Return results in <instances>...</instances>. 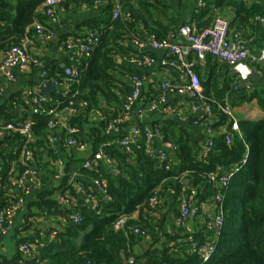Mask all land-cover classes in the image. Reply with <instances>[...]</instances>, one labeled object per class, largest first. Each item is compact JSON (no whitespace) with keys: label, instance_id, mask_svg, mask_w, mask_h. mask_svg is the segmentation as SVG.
<instances>
[{"label":"trees","instance_id":"1","mask_svg":"<svg viewBox=\"0 0 264 264\" xmlns=\"http://www.w3.org/2000/svg\"><path fill=\"white\" fill-rule=\"evenodd\" d=\"M204 1L205 8L183 25L193 24L197 28L210 25L217 14L212 5L219 8L227 5L235 7L236 17L230 22V28L246 27L256 16H264V0H256L252 4L238 0ZM119 7L116 18L113 3L109 5L107 15L86 24L92 34L79 41L88 42L95 37L98 41L90 44L89 56L76 62L81 72L80 78L69 80L64 75V68L48 67L47 79H57L65 83L66 87L57 88L49 101L40 106L24 104L22 120L34 121V139L27 143L25 136L8 131L0 142L1 153L11 160H21L24 146L31 149L33 160L30 165L38 168L34 165L39 164L41 154L47 150L50 134L48 124L53 118L46 113L47 108L54 106L63 111L68 101L73 100L77 109L85 107L89 114L100 111L105 117L99 125L89 128L78 125L80 143L91 145L94 148L93 155L101 149L113 164L112 169L106 163L99 162L95 167L82 170L84 176L101 182V186H97L99 190L87 189L95 205L91 207L79 199L72 186L69 194L63 195L69 197L68 205H63L58 199L43 202L42 210L65 218L66 227L46 232L45 238L37 242L21 240V243L36 247L35 257L24 260V264H124L123 251L128 250L129 255L138 239L149 237L153 246L160 242L161 235L165 240L160 247L152 250V264H264V119L241 120L238 122V131L230 126L227 135L231 137V143L226 141L227 135L214 138V147L205 155L202 148L194 149L188 139L165 123L160 131L164 140L174 145V155H167L160 163L144 138L139 144L130 143L128 147L105 143L111 123L121 128L120 139L129 133L123 131V126L131 118L132 110L126 111L124 107L134 85L129 79L120 80L118 74L124 75L126 79L141 75L120 63L123 58L139 57L135 46L140 41L139 29L144 28L157 41L170 40L172 30L177 29L168 25L174 19L170 17L169 7L163 0H120ZM14 10L17 11L16 15L13 14ZM48 10L49 7L42 0H16L15 3L0 0V53L31 37L35 32L31 26L35 21L42 24L46 17L49 18ZM73 62L71 60L70 64ZM199 77L203 86V99L211 105L213 116L219 117L222 122L227 120V115L219 104L224 105L228 103L227 100L233 106L256 100L264 107L263 87L248 90L246 86L232 82L221 87L216 77ZM192 100L197 104V98ZM36 108L39 110L37 113ZM141 130L144 131V128ZM12 143L17 144L16 148L8 151ZM245 158L246 161H243ZM232 166L238 169L230 177L228 187L220 188V178L232 172ZM216 171L219 172L218 177L210 179L208 175ZM5 180L0 182V209L18 202L8 192ZM186 180L190 181L187 186ZM82 187L86 188V184ZM189 187L196 189L195 199L199 203L214 198L219 191L224 194L222 232L216 241V251L207 262L202 261L194 245L195 242L201 244L208 239L205 235L184 233L182 229L171 234L165 231L163 220L159 224L154 218L159 203L152 205L153 197L157 196L160 200L171 193L177 197L185 189L189 191ZM73 196L77 202H74ZM73 215L79 219L75 221ZM122 216L126 220L118 227L117 222ZM90 227L91 231L79 244L80 234L87 232ZM20 257L21 253L18 252L14 261L3 264H16Z\"/></svg>","mask_w":264,"mask_h":264},{"label":"crops","instance_id":"2","mask_svg":"<svg viewBox=\"0 0 264 264\" xmlns=\"http://www.w3.org/2000/svg\"><path fill=\"white\" fill-rule=\"evenodd\" d=\"M9 1L12 3L16 2V0ZM163 1L169 7L170 17L174 19L168 25L173 29L177 28L176 30H172V45L187 47L189 42L183 34L179 33V28L193 16L199 14L200 10L205 8L206 2L204 0ZM241 1L252 4L256 0H238V2ZM110 4H113L112 0H107L102 5H95L94 2L87 0L65 1L57 4L55 6L56 18L53 20L46 17L44 22H42L47 28V32L52 33V38L42 40L34 32L31 37L28 36L25 39L29 50L41 60V68L47 70L48 67L56 69L68 67L71 62L72 52L67 44L69 42H77L88 34H92V31L87 30L86 24L107 15ZM211 7L213 11L217 12L215 18L223 17L232 22L236 17V9L231 5L220 8L215 5ZM16 12L14 10L13 14L16 15ZM215 18L210 21L211 24ZM36 23L40 22L35 21L31 29L35 30ZM29 29L27 30L29 31ZM138 34L140 41L135 46L139 52V57H150L151 61L144 65H136L130 63L129 58L120 60L123 67L140 72V77L144 80L138 104L133 107L131 118L125 121L123 131L130 132L133 127L150 129L152 131L154 129L160 130V127L165 123L170 124L179 135L188 139L194 149L197 150L203 149L209 139H218L227 135L228 128L231 126L228 116L227 120L222 122L219 117L213 116V114L208 115L202 108L194 109V103L189 93H179L176 90L162 88V84L166 81H169L173 85H186L189 83V76L185 69H179L171 64L172 61L178 60L177 54L167 48L155 47L153 37L144 28L141 27ZM229 37L232 41L238 42L251 57H256L264 49V22L254 19L246 27L239 29L231 27ZM2 55L3 52L0 53V59ZM185 60L202 78L216 77L217 83L221 87L232 82L233 84L246 86L248 90L255 87L264 88V62L257 64L248 63L258 67L261 76L258 81L250 80L245 85H242L240 77L232 74L233 68L220 59L207 57L205 60H198L193 53H189L185 56ZM13 73V80L0 75V125L8 122V118H11L12 121L22 120L25 112L24 104L32 106V99L36 94L44 95L40 88L42 83L52 84L51 81H46L41 69L22 71L19 67H15ZM118 76L120 80L129 79L133 83L132 78L126 79L122 74H118ZM56 89L57 87H55L54 91ZM52 93L48 98L52 96ZM162 96L165 97L164 102L161 101ZM152 101L157 102L158 107L150 111L148 107ZM227 102L231 105L228 100ZM141 107L145 111L139 114ZM231 108L238 122L241 120L260 121L264 119V107H261L256 100L245 101L237 106L231 105ZM103 118L105 117L102 112L96 111L89 114L86 108L82 106L77 109L76 113L61 112L57 115V119L60 121L57 134L63 136L65 125H80L89 128L92 125H99V122ZM120 133L121 128L118 131H109L105 143L121 146L118 143ZM132 140H137V138L131 136ZM16 145V143H12L8 151L15 149ZM151 147L159 163L162 162L158 158L160 151H166L167 155H174V148H168L165 140L158 136L152 139ZM93 152L94 148L91 145H87L85 150H79L65 145L62 141H58L51 146L47 144V150L41 154L38 161L39 164L34 165L39 169L37 179L33 183H21V160L5 158L0 150V182L6 179L8 192L13 194L17 201H20V206L11 219L9 230L3 231L0 227V264L14 261L19 252L21 240L27 239L37 242L45 238L46 232L63 230L66 227L65 218L50 215L42 210V204L46 200L58 199L65 205L61 200V196L69 194L70 187L72 186L75 188L79 199L91 207L95 205V200L87 192V189L90 191L98 189L96 181L84 176L82 170L95 167L99 162L106 163L108 168L112 169L113 164L107 159L105 154L98 152L96 155H93ZM237 169L238 167L232 166V172H228L227 174L234 173ZM220 170L219 168L218 171ZM5 176L7 178H4ZM84 184H86V188L82 187ZM191 189L189 187V190ZM187 193L183 191L177 197L173 193L163 196L159 200V207L154 213V218L159 224L163 220L164 229L168 233L175 234L179 232V229H182L184 233H201L209 240H212L213 235L208 225L214 219L217 212L214 198L211 197L202 203L198 216L179 223V208L183 199L187 198ZM72 199H74V202H77L75 196ZM136 215L134 214V216ZM91 229L92 227L87 232L80 234L78 238L79 244ZM164 240L161 235L160 242L152 246L149 237L138 239L132 245L129 255H127L128 250L126 252L123 251L124 264H152V250L158 246L160 247Z\"/></svg>","mask_w":264,"mask_h":264},{"label":"built area","instance_id":"3","mask_svg":"<svg viewBox=\"0 0 264 264\" xmlns=\"http://www.w3.org/2000/svg\"><path fill=\"white\" fill-rule=\"evenodd\" d=\"M45 6L49 7L48 16L51 19H55V6L61 2L65 1H76V0H42ZM95 5H102L107 0H92ZM115 5L114 18H116L120 11V0H112ZM256 20H260L264 22V16H256ZM35 32L39 39H48L52 38V33L47 32V28L41 24H35ZM230 32V21L223 18L217 17L213 21L212 24L207 25L202 28H197L193 24H186L180 27L179 33L183 34L189 45L187 47H176L172 45L171 39L164 41H157L153 39V44L157 48H167L170 49L173 53L178 55L177 61H172L171 64L176 66L179 69H185L189 76V83L183 86L173 85L169 81H166L162 84L163 89L168 90H176L179 93H189L192 98H197V104H193L194 109H204L208 115L213 114V109L209 103H207L202 96L203 86L200 80L198 73H196L191 65L185 60V56L189 53H193L198 60H205L207 57H212L216 59H220L226 62L232 68L240 65V64H248L252 62L253 64L263 63L264 62V49L261 51L260 55L256 57H251L249 53L243 49L238 42L232 41L229 37ZM98 41V38H94L93 40H88V42L77 41V42H69L67 44L68 48L72 52L71 60L74 62L70 64L68 67L64 69V75L69 80H77L81 76V72L77 67V63L82 57H86L90 55V44ZM130 63H134L136 65H144L151 61L150 57H130ZM15 67H19L22 71H27L28 69H41L42 75L45 77L46 81H51V83L57 88H65V83H61L57 79H47L48 72L45 69L41 68V60L35 56L28 48L27 41L23 42L20 45H14L11 48L7 49L0 59V75H4L7 79L13 80L14 73L13 69ZM134 89L132 93L126 100L125 110L130 111L138 104L139 96L141 94V88L144 85V80L141 77L134 76L132 77ZM49 101V98L44 95L36 94L32 102L34 105L40 106L41 103H46ZM161 101H165V97H161ZM157 102L150 103L148 109L153 111L157 108ZM220 109L228 116L231 124V128L233 130H239L238 121L236 120L231 105L229 103H225L224 105L219 104ZM38 108L35 109L37 113ZM70 112L76 113L77 108L74 106V101L69 100L67 107L63 111L57 110L54 106H50L47 108L46 113L48 115H52L53 118L48 124L49 136L47 143L51 146L54 145L58 141H62L65 145L74 147L79 150H85L87 148L86 144H81L78 139L79 128L75 125H65L63 136L57 134V130L60 127V121L57 119V115L61 112ZM145 111L144 108H140L139 113L142 114ZM34 121L30 119L20 120V121H8L0 125V140L8 134V131L17 132L26 137V142L34 139L32 125ZM111 130H120V127L116 123H111L108 127V132ZM131 136L136 137L137 140L131 141ZM158 136L164 140V136L159 129H154L153 131L150 129H144L141 131L139 127H133L127 136L118 140V143L122 147H128L130 143L139 144L141 138H144V142L150 148L151 153L154 150L151 147L152 139ZM141 137L140 139H138ZM226 141L231 143L232 139L229 135L226 136ZM165 144L168 148H173V144L170 142H166ZM214 147L213 139H209L208 142L203 147V155H205L208 151H210ZM99 153H103L100 149ZM248 157V155L246 156ZM158 158L160 161H164L167 158L166 151H160L158 153ZM33 160V153L31 149L24 146L22 149L21 155V163L24 167L20 174L21 183L30 182L33 183L39 174V169L34 168L30 165V162ZM109 160V159H108ZM110 161V160H109ZM246 161V158L243 160ZM219 172H213L208 175V177L212 180H215L218 177ZM233 173L223 175L220 178V188H227L229 185L230 177ZM97 186H101V182L96 180ZM187 193V191L184 190ZM1 194V187H0ZM187 198L183 199L179 208L178 221L182 223L183 221L196 217L199 215L201 211L202 203H199L195 199V195L197 191L195 188H192L187 193ZM61 200L68 205L70 202L69 197L61 196ZM214 201L216 204L217 212L214 219L209 223L208 228L212 232V240L206 239L201 244L195 242L198 252L201 255L202 261H209L215 251H216V241L220 237L222 232V227L224 223L223 209L222 203L224 201V194L221 191L217 192L214 196ZM152 205H156L159 203V199L157 196L151 199ZM20 206V201H18L15 205L10 206L8 208L0 209V227L3 231H7L10 228V223L12 217L15 215L18 207ZM75 221L79 219L77 215H73ZM126 217L122 216L121 219L117 222V226H122L125 222ZM138 232V229L136 230ZM192 240V237H190ZM35 249L36 247L32 244L23 242L19 245V252L21 253V257L17 261L16 264H24V260L33 259L35 257ZM132 262V259H131Z\"/></svg>","mask_w":264,"mask_h":264},{"label":"water","instance_id":"4","mask_svg":"<svg viewBox=\"0 0 264 264\" xmlns=\"http://www.w3.org/2000/svg\"><path fill=\"white\" fill-rule=\"evenodd\" d=\"M232 74L234 76L240 77V82L242 85H245L250 80L251 81H258L259 77L261 76V72L259 68L256 66H252L250 64H240L232 69ZM44 95L49 97L50 94L54 91L55 86L50 83H42L40 85ZM186 185H189L190 181H185Z\"/></svg>","mask_w":264,"mask_h":264}]
</instances>
